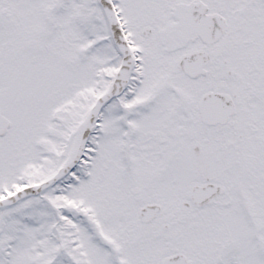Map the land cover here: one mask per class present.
<instances>
[{
    "label": "snow or ice",
    "instance_id": "1",
    "mask_svg": "<svg viewBox=\"0 0 264 264\" xmlns=\"http://www.w3.org/2000/svg\"><path fill=\"white\" fill-rule=\"evenodd\" d=\"M0 264H264V0H0Z\"/></svg>",
    "mask_w": 264,
    "mask_h": 264
}]
</instances>
